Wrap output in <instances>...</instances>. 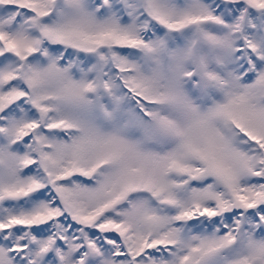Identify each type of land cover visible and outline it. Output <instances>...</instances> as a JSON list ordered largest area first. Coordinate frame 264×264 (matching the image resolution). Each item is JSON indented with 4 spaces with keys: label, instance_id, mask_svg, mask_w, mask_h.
I'll use <instances>...</instances> for the list:
<instances>
[{
    "label": "snow or ice",
    "instance_id": "1",
    "mask_svg": "<svg viewBox=\"0 0 264 264\" xmlns=\"http://www.w3.org/2000/svg\"><path fill=\"white\" fill-rule=\"evenodd\" d=\"M0 264H264V0H0Z\"/></svg>",
    "mask_w": 264,
    "mask_h": 264
}]
</instances>
